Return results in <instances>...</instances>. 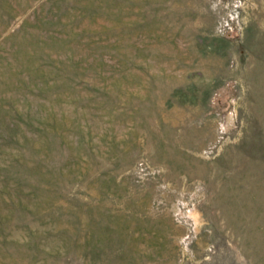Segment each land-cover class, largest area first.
Instances as JSON below:
<instances>
[{
  "label": "rangeland",
  "instance_id": "374dc122",
  "mask_svg": "<svg viewBox=\"0 0 264 264\" xmlns=\"http://www.w3.org/2000/svg\"><path fill=\"white\" fill-rule=\"evenodd\" d=\"M0 264H264V0H0Z\"/></svg>",
  "mask_w": 264,
  "mask_h": 264
}]
</instances>
